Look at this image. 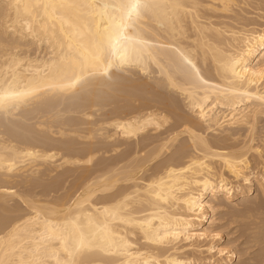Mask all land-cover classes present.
<instances>
[{"label":"bare ground","instance_id":"1","mask_svg":"<svg viewBox=\"0 0 264 264\" xmlns=\"http://www.w3.org/2000/svg\"><path fill=\"white\" fill-rule=\"evenodd\" d=\"M250 14L264 0H0V264H234L215 214L264 201Z\"/></svg>","mask_w":264,"mask_h":264},{"label":"rangeland","instance_id":"2","mask_svg":"<svg viewBox=\"0 0 264 264\" xmlns=\"http://www.w3.org/2000/svg\"><path fill=\"white\" fill-rule=\"evenodd\" d=\"M253 1H256V0H253ZM252 2V1H251ZM255 4L254 5H256V3H259V1H257V2H254ZM254 11H253V10ZM251 11H253L254 13V15H258V13H259V11L260 10H255L254 9V7H252L251 8ZM256 11H258V12H256ZM261 12L263 13V11H260V13L259 14H261ZM253 14L251 15L250 14V17L252 18V17H254L253 19H252V21L254 22V21H257L258 19H257V16H253ZM256 17V18H255ZM259 17V16H258ZM255 23H259L258 25L260 26V25H264V22L263 21H261V19H259V21L258 22H255ZM260 23H262V24H260ZM128 88V87H127ZM130 88V87H129ZM128 88V89H129ZM103 103H105V102H102V104ZM105 106H107V105H102V106H100V105H98V110H97V108H95L96 110H97V112L95 111V109L93 108V107H89V109H87L85 112H88V113H91L92 114V117H93V119H94V121L96 120V121H101V120H104L103 118H105V116H106V113H107V110H108V106L107 107H105ZM99 107H103L104 109H101V108H99ZM90 108H92L91 109V111L89 112V110H90ZM106 108V109H105ZM102 110V111H101ZM104 110H106V112L104 111ZM93 112V113H92ZM94 112H96V113H94ZM94 114V115H93ZM97 116H96V115ZM69 115V114H68ZM70 115H77V116H79L80 114L79 113H70ZM82 115V114H81ZM98 117V118H97ZM260 117H262L261 119H258V120H260L259 121V123L257 122V124H259L258 126H257V132H256V140H258V141H254L253 143L254 144H256V145H259V147L262 145V149H264V140H263V136H264V134H263V131H264V115L262 116H259V118ZM263 119V121H261ZM257 120V121H258ZM259 126H260V128H259ZM258 130H261V134H259V132H258ZM259 135H258V134ZM260 136H262V137H260ZM259 138V139H258ZM262 139V140H261ZM259 143V144H258ZM261 144V145H260ZM253 154H256V153H253ZM102 154H100L99 156H101ZM251 155H252V153H251ZM250 155V156H251ZM252 156H254L255 157V155H252ZM251 156V158H252V161H253V159H254V161L255 160H257V159H255V158H257V156L254 158V157H252ZM254 161L252 162V164H253V167H255V165H256V162L254 163ZM258 170V169H257ZM256 170V171H257ZM72 178V177H71ZM71 178H69V180L71 179ZM72 180V179H71ZM68 183H70L71 184V181H69V182H67L66 183V185H65V188L68 186V185H70V184H68ZM22 190H24L23 188H22ZM62 191H64V189L63 190H61L60 191V193L62 192ZM257 197V198H256ZM255 200H256V202H255ZM259 201V202H258ZM260 201H261V203H262V201L263 200H261V198L260 197H258L257 195H256V193H254V194H252L251 195V197L249 198V202L248 203H245V204H243V202H241V200H234V201H232L231 202V206H228L226 209L227 210H223L222 212H218V213H216L215 214V217H217V220H218V226H220L221 225V227H222V229L220 230L219 228H217V229H219L218 230V232H220V236L222 237L221 239H220V245H222V246H224V247H226L227 249L229 248V250L230 249H234L235 250V252L238 254V257H237V259H236V261H235V263L234 264H264V230H262V229H260L258 226H260L261 228H263L264 229V201H263V207L261 206V207H258V206H260ZM17 203L18 201H12V203ZM252 202H253V204H252ZM255 202V203H254ZM257 202H258V206L256 205L257 204ZM21 203V206H23V207H25V205H23L22 204V202H20ZM19 203V204H20ZM249 204V205H248ZM255 204V205H254ZM248 205V206H247ZM250 205H254V207H255V209L252 207V206H250ZM251 208H250V207ZM257 206V207H256ZM247 208H250L249 210H250V214H248V212L246 211V209ZM253 208V209H252ZM257 208V209H256ZM258 209H261L260 211L261 212H259V210ZM231 210V211H230ZM248 210V209H247ZM248 210V211H249ZM258 211V212H257ZM232 212V213H231ZM247 212V213H246ZM259 213V214H258ZM262 213V214H261ZM253 214V215H252ZM258 214V215H257ZM224 215V216H223ZM229 215H230V217H229ZM235 215V216H234ZM237 215H238V217H237ZM263 215V216H262ZM250 216V217H249ZM253 216V217H252ZM260 216V217H259ZM236 217V218H235ZM239 218V219H238ZM242 218H244V219H242ZM250 218V219H249ZM255 218V219H254ZM219 219H222V220H219ZM234 219V220H233ZM229 221H230V223H229ZM234 221V222H233ZM256 222V224H253V223H255ZM259 222V223H258ZM220 223V224H219ZM258 224V225H257ZM262 226H261V225ZM253 225H254V230H253ZM255 225H257V226H255ZM223 226H225V227H223ZM256 227V228H255ZM258 227V228H257ZM235 230V231H234ZM257 230H259V232H257L256 233V231ZM262 230V231H261ZM254 231V232H253ZM261 232V233H260ZM222 233V234H221ZM256 233V234H255ZM256 235V236H255ZM255 236V237H254ZM205 244H207V242H205ZM208 254L207 253H205L204 254V256H207ZM249 262H248V261ZM252 261V262H251ZM245 262V263H244ZM248 262V263H247Z\"/></svg>","mask_w":264,"mask_h":264}]
</instances>
